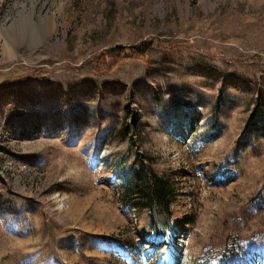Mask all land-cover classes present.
Listing matches in <instances>:
<instances>
[{
  "label": "rangeland",
  "instance_id": "374dc122",
  "mask_svg": "<svg viewBox=\"0 0 264 264\" xmlns=\"http://www.w3.org/2000/svg\"><path fill=\"white\" fill-rule=\"evenodd\" d=\"M177 255L264 264V0H0V264Z\"/></svg>",
  "mask_w": 264,
  "mask_h": 264
},
{
  "label": "trees",
  "instance_id": "16d2710c",
  "mask_svg": "<svg viewBox=\"0 0 264 264\" xmlns=\"http://www.w3.org/2000/svg\"><path fill=\"white\" fill-rule=\"evenodd\" d=\"M134 178L132 179L133 185H131L135 198H142L145 202V206L151 208L154 211V205L160 204L167 211H169L170 204V192L166 185L162 184V181L155 182L146 181L143 177V167H137L134 171ZM152 223H155V217L151 215ZM157 235L164 234L165 231L155 230Z\"/></svg>",
  "mask_w": 264,
  "mask_h": 264
},
{
  "label": "bare ground",
  "instance_id": "6f19581e",
  "mask_svg": "<svg viewBox=\"0 0 264 264\" xmlns=\"http://www.w3.org/2000/svg\"><path fill=\"white\" fill-rule=\"evenodd\" d=\"M172 257H173V255L169 256V258H172ZM171 260L176 261V264H185L186 263L184 257H182V256L179 257L178 255L176 257H174L173 259H171Z\"/></svg>",
  "mask_w": 264,
  "mask_h": 264
}]
</instances>
